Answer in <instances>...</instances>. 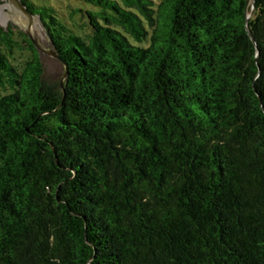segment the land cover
Instances as JSON below:
<instances>
[{
    "label": "trees",
    "instance_id": "16d2710c",
    "mask_svg": "<svg viewBox=\"0 0 264 264\" xmlns=\"http://www.w3.org/2000/svg\"><path fill=\"white\" fill-rule=\"evenodd\" d=\"M22 1L65 69L0 25V264H264V0Z\"/></svg>",
    "mask_w": 264,
    "mask_h": 264
},
{
    "label": "water",
    "instance_id": "95a60500",
    "mask_svg": "<svg viewBox=\"0 0 264 264\" xmlns=\"http://www.w3.org/2000/svg\"><path fill=\"white\" fill-rule=\"evenodd\" d=\"M251 9L247 13V17L250 18L256 10V0H251ZM5 21H13L21 30H23L28 37L32 40L35 47L38 49L40 55L41 52L50 53L56 58L60 59V55L54 50H48L46 44V36L41 27L45 25L39 15L30 11L27 5L22 0H3V5L0 6V25L5 26ZM41 22V24H40ZM248 32L254 41L257 48V57L259 56V49L257 42L251 35L249 29ZM61 60V59H60ZM67 75V65L66 74Z\"/></svg>",
    "mask_w": 264,
    "mask_h": 264
},
{
    "label": "rangeland",
    "instance_id": "374dc122",
    "mask_svg": "<svg viewBox=\"0 0 264 264\" xmlns=\"http://www.w3.org/2000/svg\"><path fill=\"white\" fill-rule=\"evenodd\" d=\"M37 4H51L59 8L65 14L71 10V7H86L87 3L83 0H33ZM3 5V0H0V6ZM14 25L16 29H20L13 21H5V28L8 29L10 25ZM41 24V22H40ZM41 27L46 36V44L48 50H53L51 41L46 28L41 24ZM15 29V30H16ZM17 31V30H16ZM41 58L44 66L43 77L48 83H54L62 80L64 77V64L63 62L51 55L50 53L41 52Z\"/></svg>",
    "mask_w": 264,
    "mask_h": 264
}]
</instances>
